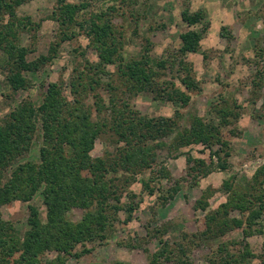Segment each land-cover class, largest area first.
<instances>
[{"label": "trees", "instance_id": "trees-1", "mask_svg": "<svg viewBox=\"0 0 264 264\" xmlns=\"http://www.w3.org/2000/svg\"><path fill=\"white\" fill-rule=\"evenodd\" d=\"M28 1L0 0V68L14 94L32 85L27 73L38 71L57 54L55 45L50 48L51 54L41 55L34 61L28 59L31 48L24 44V35L37 33L41 28V23L34 22L31 17L18 15V7ZM88 5L58 0L52 12V18L60 25L62 40L72 39L83 31L99 57L97 63L86 60L83 68L76 69L72 75L70 86L74 99L71 101L64 95L62 82H53L39 103L23 98L0 119V207L16 200L29 202L41 191L47 210L46 220H43L39 206L29 205L28 229L23 235L0 213V264H66L63 254L78 259L92 255L95 247L88 248L87 244L105 242L120 221L122 211L128 214L126 222L132 220L139 206L136 201L139 195L130 188L137 181L142 182L143 190L150 195L159 191L162 203L169 202L180 190V185L177 183L169 189L159 190L157 179H172L167 166L157 163L159 148L166 146L170 152H177L193 144H203L209 149L219 144L221 149L212 151L210 161L198 160L194 178L229 168V142L224 139L219 125L206 122L197 114L191 115L189 128L180 127L182 115L179 112L173 117L143 115L132 106L127 93L119 96L116 93L119 88L110 82L106 86L115 92L109 102H105L97 88L103 85L101 74L108 73L109 64L117 66V74L127 91H149L157 98L179 100L184 106L192 99L188 92L201 90V85L192 62L182 64L181 82L187 92L175 81L161 79L171 59L154 61L144 51L140 58L128 60L123 53L124 36L107 17L109 12L83 18L82 12ZM182 17L191 27L202 25L200 29L181 34L179 52L185 58L190 52L200 51L209 23L202 10L193 13L185 10ZM263 84L264 66L255 78L256 87L260 89ZM90 90L95 92L93 97L98 111L95 121L83 101ZM239 109L241 107L235 100H222L215 106L225 125L233 123L231 116L235 122L239 119ZM38 131L42 135L40 162L18 164L5 178V172L30 151ZM104 133L114 137L115 151L93 157L91 151L95 142ZM236 133H239L236 128L230 130V134ZM166 138L170 139L169 144L162 141ZM149 171V178L143 179L142 175ZM244 180L239 184L237 176L225 180L222 188L226 201L215 209H211L209 203V196L214 191L206 190L198 207L207 213L198 231L183 232L173 242L164 237L167 227L157 229L153 237H158L159 249L151 252L145 248L150 264H184L195 248L221 239L235 229H242L243 242L260 231L264 219V165L251 178ZM126 196L129 202L124 201ZM74 208L85 211L79 221L69 218ZM235 212L239 216H234ZM237 244L243 245L239 241L219 243L212 249L210 263L253 264L252 259L256 256L251 252L233 251L231 246ZM79 247L82 248L79 250ZM52 250L59 255L53 260H44V254ZM260 259L264 264V254ZM90 264L102 262L93 259Z\"/></svg>", "mask_w": 264, "mask_h": 264}, {"label": "rangeland", "instance_id": "rangeland-1", "mask_svg": "<svg viewBox=\"0 0 264 264\" xmlns=\"http://www.w3.org/2000/svg\"><path fill=\"white\" fill-rule=\"evenodd\" d=\"M58 0H29L18 7L20 17H31L36 23H41L40 30L35 33H25L24 44L29 45L30 61L41 55L51 54L50 48L57 46L56 57L42 65L34 73H27L32 85L24 91L14 94L6 81V75L0 68V119L9 114L16 103L23 98L39 103L46 93L49 84L63 83V93L73 100L71 93V78L76 69L83 68L86 60L97 63V51L90 45L84 32H79L72 39L62 40L59 23L52 18V12ZM70 3H88L82 13L83 18L92 14L108 11L107 17L112 19L115 28L122 32L124 38V56L129 59H138L146 51L155 61L157 59H171L169 68L164 70L162 80H173L181 89L182 64L192 62L196 77L200 82L201 90L188 92L191 101L182 105L179 100H168L155 97L153 93H133L126 90L121 78L117 74V66L107 65V74H101L102 86L97 92L105 102L115 92L108 90V82L117 86L116 93L125 96L132 106L143 115L150 117H173L181 113L180 127H190L192 114H197L206 122L219 125L223 137L229 142V168L226 171L216 170L208 176L194 178L198 160L210 161L212 151L220 150L221 145L215 144L209 149L203 144H193L183 147L177 152H170L169 148L158 149V164L167 166L172 179H157L159 190H166L177 183L180 190L173 199L162 203L159 191L150 195L143 190L141 181L131 185L139 198V206L130 222H126L128 214L122 211L120 221L109 232L105 242L88 243L93 248L92 255L81 258L66 256V264H90L95 259L102 264H150L145 248L151 252L159 249L158 237L153 234L158 229L167 227L164 237L171 241L179 239L183 232L193 233L202 228L207 211L198 207L199 200L206 190H213L209 196L210 208L215 209L226 201L223 182L233 176L238 177V183L245 178H251L257 169L264 165V100L263 87L255 85L256 74L264 66V0H67ZM191 13L202 10L209 23L208 30L201 41L198 52H190L185 58L180 56L182 45L181 34L190 29H200L202 25L189 26L182 17L183 11ZM80 31V28L76 29ZM227 30V31H226ZM227 33L226 36L223 32ZM35 35V36H34ZM145 51V52H144ZM146 52V53H147ZM177 58V59H176ZM174 63V66L171 64ZM113 74L108 75V74ZM258 88V89H257ZM95 92L90 90L84 97L85 106L89 108L92 119L98 118L95 105ZM257 98V99H256ZM222 100L236 101L241 107V115L235 122L225 125L215 111V106ZM257 102H256V101ZM236 128L239 133L230 134ZM41 131H38L32 141L30 151L20 157L15 166L5 172V178L10 176L13 169L21 163L40 162V148L42 143ZM169 144L170 139H163ZM116 142L111 134L104 133L95 142L91 151L93 157L104 156L105 153L115 151ZM216 162L217 157L214 156ZM159 167V166H158ZM198 173V172H197ZM151 172L144 173L143 179H148ZM156 183H152L155 185ZM161 192V191H160ZM124 201H130L124 197ZM39 206L42 219L46 220V206L41 191L29 201L16 200L2 205L0 213L6 221L14 223L23 235L28 229L29 205ZM82 208H74L69 218L79 221L84 216ZM239 216L235 212L234 216ZM264 218V217H263ZM262 229L244 239L242 229H235L216 241L207 242L195 248L184 264H211L209 257L214 247L221 242H242L233 248L234 252H251L254 256L253 264H261V255L264 254V219ZM82 247H79V250ZM90 254V253H89ZM57 251H47L43 259L53 260L58 256ZM172 264V263H170Z\"/></svg>", "mask_w": 264, "mask_h": 264}]
</instances>
